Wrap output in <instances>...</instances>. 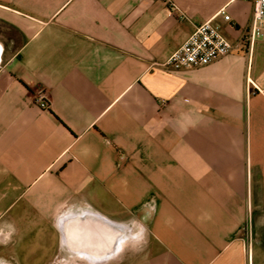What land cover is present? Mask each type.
I'll list each match as a JSON object with an SVG mask.
<instances>
[{"label":"crops","instance_id":"0c3cea01","mask_svg":"<svg viewBox=\"0 0 264 264\" xmlns=\"http://www.w3.org/2000/svg\"><path fill=\"white\" fill-rule=\"evenodd\" d=\"M222 9L230 51L167 67ZM254 10L0 0V264H264Z\"/></svg>","mask_w":264,"mask_h":264},{"label":"built area","instance_id":"2783aa9c","mask_svg":"<svg viewBox=\"0 0 264 264\" xmlns=\"http://www.w3.org/2000/svg\"><path fill=\"white\" fill-rule=\"evenodd\" d=\"M254 1V21L249 35L250 42H253L257 36L264 35V0ZM219 15H222L225 21L230 20L225 9H222L212 19L196 25L193 33L169 57L165 65L172 69L205 66L226 55L232 45L223 36L220 26L215 22ZM255 93L264 95V89H259ZM37 102L43 108L49 107V102L44 93L37 96Z\"/></svg>","mask_w":264,"mask_h":264}]
</instances>
